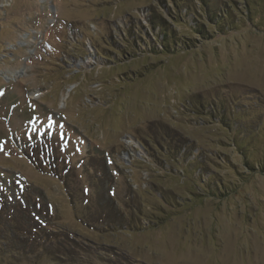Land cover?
<instances>
[{
	"label": "rangeland",
	"instance_id": "1",
	"mask_svg": "<svg viewBox=\"0 0 264 264\" xmlns=\"http://www.w3.org/2000/svg\"><path fill=\"white\" fill-rule=\"evenodd\" d=\"M1 215L0 264H264V0H0Z\"/></svg>",
	"mask_w": 264,
	"mask_h": 264
},
{
	"label": "trees",
	"instance_id": "2",
	"mask_svg": "<svg viewBox=\"0 0 264 264\" xmlns=\"http://www.w3.org/2000/svg\"><path fill=\"white\" fill-rule=\"evenodd\" d=\"M178 143V141H175ZM0 217H2V219H0V225L1 227H3L5 229V231L8 233V236L14 240H16V236H14L13 233H15V228L12 227V223L14 222L13 218H12V215H7L5 217L6 218H9V219H6V220H3V215H1Z\"/></svg>",
	"mask_w": 264,
	"mask_h": 264
}]
</instances>
